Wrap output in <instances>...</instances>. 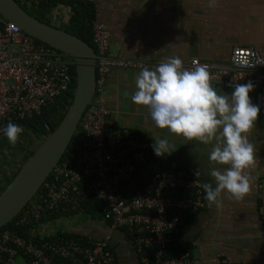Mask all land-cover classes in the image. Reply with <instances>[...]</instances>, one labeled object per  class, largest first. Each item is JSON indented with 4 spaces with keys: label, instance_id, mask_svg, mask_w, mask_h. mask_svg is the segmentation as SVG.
I'll return each instance as SVG.
<instances>
[{
    "label": "built area",
    "instance_id": "built-area-1",
    "mask_svg": "<svg viewBox=\"0 0 264 264\" xmlns=\"http://www.w3.org/2000/svg\"><path fill=\"white\" fill-rule=\"evenodd\" d=\"M71 1L95 4L97 0ZM71 15L69 7L63 17L49 21L62 29ZM92 26L96 91L76 132L78 158L62 159L43 184L38 201L30 202L10 222L13 226L1 228L0 264H117L116 252L106 239L81 234L46 237L36 232L58 216L80 213L93 199L102 205L103 220L130 236L139 264H197L191 249L175 253L171 246L206 205L199 187L203 181L185 169L163 170L152 173L142 187L131 188L129 183L137 170L153 160V142L128 128L114 126L103 99L112 71L154 70L158 64L110 55L111 35L106 25L96 19ZM194 62L208 66L214 88L233 91L236 83L251 82L256 105L264 116V57L256 49L234 48L225 65L195 58L183 67L190 69ZM74 65L68 54L38 41L12 22L0 21V138L8 122L32 119L69 91L74 84ZM260 188L264 189V181ZM261 217L264 231L263 209ZM18 228L25 229L29 238L20 235ZM222 262L234 264L225 259Z\"/></svg>",
    "mask_w": 264,
    "mask_h": 264
},
{
    "label": "crops",
    "instance_id": "crops-1",
    "mask_svg": "<svg viewBox=\"0 0 264 264\" xmlns=\"http://www.w3.org/2000/svg\"><path fill=\"white\" fill-rule=\"evenodd\" d=\"M95 6L96 18L110 32L109 51L114 57L159 64L168 57L179 56L183 63L198 58L225 65L237 47L254 48L264 57V0H216L214 7L209 6V0H97ZM68 11L67 5L59 4L48 19H59ZM140 71L109 73L103 93L109 121L152 142L167 137L177 150L162 157L154 154L149 165L137 170L135 187L154 172L177 169H185L194 178L215 186L208 175L210 168L217 167L208 159L210 146L175 138L166 129H158L148 109L132 103L135 77ZM215 89L229 95L232 92ZM249 95L256 104L255 92ZM248 135L257 157V166L247 170L250 193L242 201L224 193L220 208L209 207L205 199V207L177 235L174 244L182 250L191 249L197 264H223V259L234 264H264V189L260 188L264 181V116L260 112L256 127ZM198 168L201 175L196 177ZM36 232L46 237L81 234L106 239L116 252L117 264H139L130 236L111 228L102 217L68 213L45 223Z\"/></svg>",
    "mask_w": 264,
    "mask_h": 264
},
{
    "label": "clouds",
    "instance_id": "clouds-1",
    "mask_svg": "<svg viewBox=\"0 0 264 264\" xmlns=\"http://www.w3.org/2000/svg\"><path fill=\"white\" fill-rule=\"evenodd\" d=\"M215 3L209 0L210 7ZM135 87L132 103L147 108L158 129L210 146L208 159L217 167L210 168L208 175L215 186L208 182L199 185L209 207L220 208L224 193L236 201L250 193L247 170L257 166V157L248 134L256 127L260 112L250 99L254 89L251 82L236 83L230 95L218 92L212 86L207 65L194 62L192 68H184L181 58L174 56L154 70L143 68L135 77ZM23 132V127L12 122L3 129L13 147ZM152 147L157 157L177 150L167 137L156 139ZM194 175H201L199 168Z\"/></svg>",
    "mask_w": 264,
    "mask_h": 264
},
{
    "label": "water",
    "instance_id": "water-1",
    "mask_svg": "<svg viewBox=\"0 0 264 264\" xmlns=\"http://www.w3.org/2000/svg\"><path fill=\"white\" fill-rule=\"evenodd\" d=\"M16 24L34 37L74 59V98L57 128L37 147L0 194V229L9 224L38 194L55 166L63 159L79 122L96 91L97 53L81 38L29 14L16 0H0V21ZM131 186L135 187L133 180Z\"/></svg>",
    "mask_w": 264,
    "mask_h": 264
},
{
    "label": "trees",
    "instance_id": "trees-1",
    "mask_svg": "<svg viewBox=\"0 0 264 264\" xmlns=\"http://www.w3.org/2000/svg\"><path fill=\"white\" fill-rule=\"evenodd\" d=\"M22 7L21 1L24 2V4H28V0H16ZM59 4L67 5L72 9V15L69 20V24L65 26L63 29L79 38H81L83 41L87 42L88 44L94 46L93 43V22L97 19L96 18V6L95 4H85L82 2H74L71 0H39L37 3L34 2L30 5V9H26V7H23L29 14L35 16L37 19L46 22L48 24H51L48 16L53 11L55 7H57ZM73 72V86H71L70 90L67 92H64L60 97L56 99V101L52 104H47L43 107L41 114L36 115L32 119L28 120H19L15 124L23 127L24 132L19 136H27V130L30 129L32 134L35 135V137L40 138L41 141H44L60 124L62 119L64 118L67 110L69 109V106L71 105L73 98H74V92H75V86H76V70L75 67L72 69ZM62 100L61 103H57V100ZM53 106L52 108L48 109V106ZM2 139H6V136L3 135L1 137ZM0 138V140H1ZM5 140V141H6ZM76 141H77V135L74 136L67 152L65 153L63 160H76L78 158V151L76 148ZM34 150L30 152V154H27V156L24 158L21 166L17 169L16 172L12 174V176L5 178V182L0 186V194L7 188V186L11 183V181L14 179V177L17 175L21 167L24 165V163L33 155ZM147 182H141L137 185V187H142ZM122 189L125 190L126 186H122ZM43 187L39 190L38 194L34 197L32 202L38 201L40 196L43 194ZM123 195V192L122 194ZM102 205L97 199H93L91 202H89L87 205H85L80 211V213H87L93 218L95 217H102L101 214ZM79 213V212H77ZM75 213V214H77ZM57 215H54L55 217ZM50 218V217H49ZM13 226V222L6 225V227ZM5 228V227H4ZM2 229H0L1 231ZM18 233L24 237L29 238V234L25 229L18 228ZM70 236V235H69ZM172 251L174 250L176 253L178 251H181V247H179L177 244H173L171 246Z\"/></svg>",
    "mask_w": 264,
    "mask_h": 264
},
{
    "label": "rangeland",
    "instance_id": "rangeland-1",
    "mask_svg": "<svg viewBox=\"0 0 264 264\" xmlns=\"http://www.w3.org/2000/svg\"><path fill=\"white\" fill-rule=\"evenodd\" d=\"M21 4L26 9H30L29 4L26 5L23 1H21ZM61 101L58 99L55 104L61 103ZM53 106L55 105L48 106V109ZM26 130L27 136H21L14 147L4 138L0 140V186L5 182V178L12 176L17 171L27 154H30L33 150L35 151L43 142L40 138L35 137L30 129Z\"/></svg>",
    "mask_w": 264,
    "mask_h": 264
}]
</instances>
